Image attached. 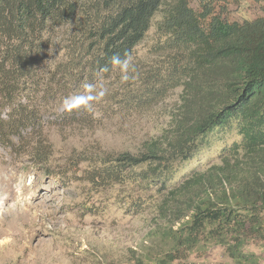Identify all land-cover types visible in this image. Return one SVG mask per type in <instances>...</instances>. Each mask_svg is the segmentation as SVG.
<instances>
[{
  "label": "trees",
  "instance_id": "trees-1",
  "mask_svg": "<svg viewBox=\"0 0 264 264\" xmlns=\"http://www.w3.org/2000/svg\"><path fill=\"white\" fill-rule=\"evenodd\" d=\"M191 1L0 0V143L16 149L44 115L85 120L84 91L128 60L161 15L156 52L166 65L146 74L143 96L158 100L181 87L172 128L135 154L107 157L90 180H152L165 188L178 167L234 133L219 163L199 164L172 185L160 206L171 223L160 229L166 248L139 264H175L211 244L232 264H260L248 248L264 240V0L241 21L224 17L227 0H196L197 9ZM69 25L68 59L46 63L58 30ZM69 97L70 110L56 113Z\"/></svg>",
  "mask_w": 264,
  "mask_h": 264
},
{
  "label": "rangeland",
  "instance_id": "rangeland-1",
  "mask_svg": "<svg viewBox=\"0 0 264 264\" xmlns=\"http://www.w3.org/2000/svg\"><path fill=\"white\" fill-rule=\"evenodd\" d=\"M258 1L227 0L223 15L241 21L258 9ZM191 2L197 9V1ZM215 5L216 12L223 7ZM160 18L155 17L126 64L84 91L85 120L67 123L63 115H44L16 149L0 143V264H139L146 255L158 257L166 248L160 229L171 226L160 206L170 198L172 185L182 183L199 164L205 170L219 163L223 144L237 139L234 133L214 139L200 160L178 167L165 188L152 180H90L92 169L107 157L135 154L142 143L158 141L172 128L181 87L158 100L143 96L146 74L166 65L158 63L163 55L156 52L164 40L155 27ZM72 30L71 25L58 30L46 63L68 59ZM72 102L69 97L54 111H68ZM5 113L0 111L1 117ZM262 245L264 240L248 248L260 264ZM175 264L232 261L222 246L211 244L183 253Z\"/></svg>",
  "mask_w": 264,
  "mask_h": 264
},
{
  "label": "clouds",
  "instance_id": "clouds-1",
  "mask_svg": "<svg viewBox=\"0 0 264 264\" xmlns=\"http://www.w3.org/2000/svg\"><path fill=\"white\" fill-rule=\"evenodd\" d=\"M114 62H116V63H121L122 61L120 60V58L119 57H115L114 58ZM122 63H127V60H125V61H123Z\"/></svg>",
  "mask_w": 264,
  "mask_h": 264
},
{
  "label": "snow or ice",
  "instance_id": "snow-or-ice-1",
  "mask_svg": "<svg viewBox=\"0 0 264 264\" xmlns=\"http://www.w3.org/2000/svg\"><path fill=\"white\" fill-rule=\"evenodd\" d=\"M77 103H80V101H77Z\"/></svg>",
  "mask_w": 264,
  "mask_h": 264
}]
</instances>
